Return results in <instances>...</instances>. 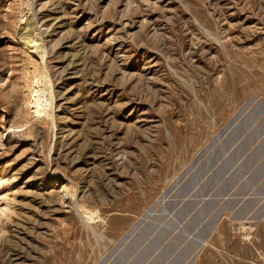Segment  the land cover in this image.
<instances>
[{"label": "rangeland", "instance_id": "obj_1", "mask_svg": "<svg viewBox=\"0 0 264 264\" xmlns=\"http://www.w3.org/2000/svg\"><path fill=\"white\" fill-rule=\"evenodd\" d=\"M146 225L197 247L187 264H264V0H0V264H116Z\"/></svg>", "mask_w": 264, "mask_h": 264}, {"label": "water", "instance_id": "obj_2", "mask_svg": "<svg viewBox=\"0 0 264 264\" xmlns=\"http://www.w3.org/2000/svg\"><path fill=\"white\" fill-rule=\"evenodd\" d=\"M247 123L240 125L234 133L225 141L224 146L220 149L217 153L216 157L210 161V164L215 162V160L224 152L230 150L236 141H240L243 132L246 130ZM244 144H238L236 149L230 153L227 157L223 165L220 169L215 173V176L222 175L226 170H231L240 160V156L243 153ZM252 163L251 158L245 160L242 165H240L237 169L232 172V175L227 183V188H232V186L240 180V178L244 177L246 169ZM213 177V178H214ZM212 178V179H213ZM247 187V190L244 189ZM244 188L239 191L240 194L246 196L254 188V182L251 178L246 182ZM228 189V190H229ZM190 193V189L182 190L180 192L181 196L188 195ZM236 195V194H235ZM258 195V190L252 192L250 196ZM254 198H251L248 202L249 204L253 203ZM235 202L233 201L232 204ZM210 203L206 204L203 209L197 211L195 215L192 217V221L186 224L187 229H194L198 226L203 218L207 215L210 209ZM194 203H188L182 210H180L179 215L183 217L188 214L189 208L193 207ZM216 218H213L212 221L208 222L202 231H200L199 237L201 240L208 237V232L211 231L216 223ZM150 228L149 232H146L145 236L141 239L142 235L139 233L128 245L127 247L121 252L119 255L118 261L116 264H187L190 259H192V254L197 249L194 250V245H185L184 248L178 252L179 246L185 242L183 238L184 235H177L172 238V240L165 246L160 247L161 241L165 240V238L169 236L167 230H161L158 232L156 236L150 239L151 232H154V227L152 225H146L143 230H147ZM143 248L138 252L140 247ZM138 252V253H137ZM178 252V253H176Z\"/></svg>", "mask_w": 264, "mask_h": 264}, {"label": "bare ground", "instance_id": "obj_3", "mask_svg": "<svg viewBox=\"0 0 264 264\" xmlns=\"http://www.w3.org/2000/svg\"><path fill=\"white\" fill-rule=\"evenodd\" d=\"M26 25L28 27V30H27V33H26L25 36H26V39H27L28 44H29V48L28 49L33 50L32 51L33 53H31V54H36V55H38V53H37L38 50L41 49V54L39 52V57L44 59L45 54L43 52V50H44V48H43V39H42L41 35L36 33L37 29H35L36 27L34 26L35 25L34 21L32 19L28 20ZM32 57H34V56L32 55ZM40 77L43 78V82H45V84H49L50 83L49 76H48V74H47V72L45 70L40 73ZM34 79H35V77H34ZM40 83L42 84V82H39V80H36L35 82L32 81V84H33L32 87L34 88V96H33V99L31 101V103L33 105L34 113L37 116H40L42 114L49 115L50 111H48V109L52 105H47V102H48V98H50L49 101L53 100V99H51L52 98L51 88L50 87L48 88L47 87L48 85H46L44 87L42 86V88H41L39 86ZM45 98L47 100H45ZM65 191L66 192L70 191V188L65 186ZM65 195H67V193ZM86 217H87V219L89 221L92 222V221L96 220L97 214L96 213H88ZM148 230H150V228H148L147 230H144L141 233V235H142L141 239L145 236V234H146V232H148Z\"/></svg>", "mask_w": 264, "mask_h": 264}]
</instances>
